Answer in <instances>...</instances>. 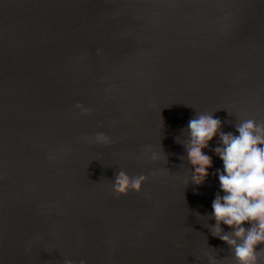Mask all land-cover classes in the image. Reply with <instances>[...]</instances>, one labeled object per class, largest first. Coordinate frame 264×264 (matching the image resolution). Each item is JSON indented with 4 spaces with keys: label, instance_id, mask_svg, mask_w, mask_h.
I'll return each instance as SVG.
<instances>
[{
    "label": "water",
    "instance_id": "obj_1",
    "mask_svg": "<svg viewBox=\"0 0 264 264\" xmlns=\"http://www.w3.org/2000/svg\"><path fill=\"white\" fill-rule=\"evenodd\" d=\"M196 113L264 124V0H0V264H233Z\"/></svg>",
    "mask_w": 264,
    "mask_h": 264
},
{
    "label": "clouds",
    "instance_id": "obj_2",
    "mask_svg": "<svg viewBox=\"0 0 264 264\" xmlns=\"http://www.w3.org/2000/svg\"><path fill=\"white\" fill-rule=\"evenodd\" d=\"M234 128L235 135L224 133L212 114L196 113L182 130L183 141L177 142L184 146L183 159L191 168L190 180L199 186L211 167V158L204 150L216 138L212 151L222 167L215 172L218 192L211 202L210 218L214 224L210 234L227 245L233 264H261L258 254L264 250V124L244 119ZM98 139L107 140L103 135ZM145 179L143 175L130 177L117 171L112 190L117 195L139 190ZM221 225L229 230L223 231ZM257 245L262 246L259 251H255ZM64 264L72 261L66 259ZM79 264H87L86 259L82 258Z\"/></svg>",
    "mask_w": 264,
    "mask_h": 264
}]
</instances>
